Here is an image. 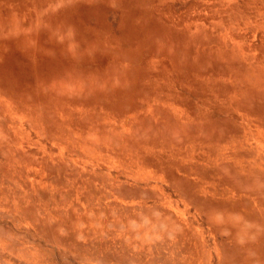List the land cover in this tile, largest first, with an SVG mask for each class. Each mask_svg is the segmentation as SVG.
<instances>
[{"label":"rangeland","instance_id":"1","mask_svg":"<svg viewBox=\"0 0 264 264\" xmlns=\"http://www.w3.org/2000/svg\"><path fill=\"white\" fill-rule=\"evenodd\" d=\"M0 264H264V0H0Z\"/></svg>","mask_w":264,"mask_h":264}]
</instances>
